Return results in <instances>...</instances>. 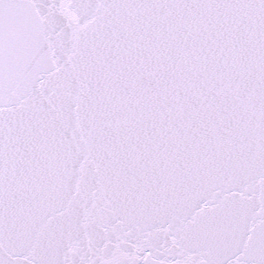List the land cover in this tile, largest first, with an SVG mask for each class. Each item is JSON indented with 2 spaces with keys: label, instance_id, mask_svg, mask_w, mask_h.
Masks as SVG:
<instances>
[{
  "label": "snow or ice",
  "instance_id": "snow-or-ice-1",
  "mask_svg": "<svg viewBox=\"0 0 264 264\" xmlns=\"http://www.w3.org/2000/svg\"><path fill=\"white\" fill-rule=\"evenodd\" d=\"M0 264H264V0H0Z\"/></svg>",
  "mask_w": 264,
  "mask_h": 264
}]
</instances>
